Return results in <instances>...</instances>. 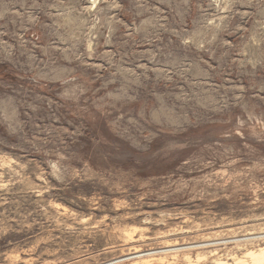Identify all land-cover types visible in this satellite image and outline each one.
Masks as SVG:
<instances>
[{"label":"clouds","instance_id":"1","mask_svg":"<svg viewBox=\"0 0 264 264\" xmlns=\"http://www.w3.org/2000/svg\"><path fill=\"white\" fill-rule=\"evenodd\" d=\"M0 184V264H264V0H0Z\"/></svg>","mask_w":264,"mask_h":264},{"label":"rangeland","instance_id":"2","mask_svg":"<svg viewBox=\"0 0 264 264\" xmlns=\"http://www.w3.org/2000/svg\"><path fill=\"white\" fill-rule=\"evenodd\" d=\"M9 29L12 28V25L8 26ZM26 39H36V37L31 36V34L25 33ZM39 34H37L38 36ZM7 38V37H6ZM3 188V185L0 184V189ZM39 193L34 194V198H38ZM5 199H17L18 197H14L11 192L4 194ZM15 208V206H12ZM9 208L8 204H3L0 202V212H3L5 209ZM155 205H145L144 206V212H152L153 216L151 218H156V212L154 211ZM15 213L13 212L12 215ZM165 214L164 211L160 212L161 217ZM167 215L169 218L172 217V213L168 212ZM181 216L180 212L176 213V217L179 218ZM197 224H199V221H196ZM131 231L128 232L127 239L129 241V251L128 255L125 257H121V259L127 260L131 258L133 255V249L138 250V255H144V254H151L153 251H161L165 252L164 250L168 248L177 249L172 254L170 253L171 250L166 255H158L153 256L151 259H163L162 262L153 261L151 264H214V261L218 260L220 262H225L227 264H232V258H239L241 256L237 255L235 252L228 253L224 251V246H221L219 248L215 247H205L207 241L210 242V240L205 239V235L207 233V230L205 229L200 234V241L196 244L202 245L205 247L202 250H191L186 251L184 248H192L193 245H196L195 243L189 244V243H182L181 241H186L187 237L192 235L190 229H184L180 226L178 220L176 223H169L168 220H165L164 224H156V225H143V227L146 229L145 235L148 237L147 239H141L137 240L138 230L141 227L140 225H131ZM166 229H170L171 232L174 234V236L178 237L179 239H173L170 238L169 235L166 232ZM149 233H152L156 235L162 243L158 247H148L147 249L140 247V244H147L148 240L151 238L148 236ZM203 242V243H202ZM169 246V247H168ZM173 246V247H172ZM196 247H201L197 246ZM181 248V249H180ZM132 250V251H131ZM169 254V255H168ZM143 259V258H142ZM147 259V258H145ZM150 259V258H148ZM140 260V259H139Z\"/></svg>","mask_w":264,"mask_h":264},{"label":"bare ground","instance_id":"3","mask_svg":"<svg viewBox=\"0 0 264 264\" xmlns=\"http://www.w3.org/2000/svg\"><path fill=\"white\" fill-rule=\"evenodd\" d=\"M203 243V242H202ZM228 243V241L227 240H216V241H210V242H206V243H204V244H206L205 245V247L207 248V247H215V248H219V247H221V246H224L225 247V245ZM196 244V243H195ZM196 245L197 246H201V247H196ZM196 245H193L192 246V248L190 249V248H184L186 251H191V250H202V249H204L205 247H203V244L202 245H200V243L199 244H196ZM129 247V246H128ZM169 247V246H168ZM173 247V246H172ZM130 248V247H129ZM181 249V248H180ZM171 250V254H172V252L174 253L175 252V250H177V249H173V248H168V249H166V250H164L165 252H163V250H161V251H153L151 254H144V255H138V250H136V249H133V255L131 256V258L133 259V260H136V259H140V261L142 262V264H151L153 261H158V262H162V260L163 259H151L153 256H158V255H166L169 251ZM132 251V250H131ZM178 251V250H177ZM169 255V254H168ZM143 258V259H142ZM145 258H147V259H145ZM148 258H150V259H148ZM246 259V257H239V258H235V257H233L232 258V264H244V260ZM214 264H227V263H225V262H220V261H218V260H216V261H214Z\"/></svg>","mask_w":264,"mask_h":264}]
</instances>
